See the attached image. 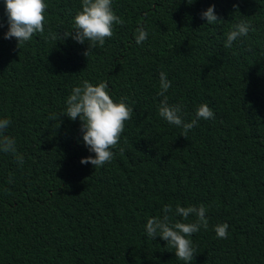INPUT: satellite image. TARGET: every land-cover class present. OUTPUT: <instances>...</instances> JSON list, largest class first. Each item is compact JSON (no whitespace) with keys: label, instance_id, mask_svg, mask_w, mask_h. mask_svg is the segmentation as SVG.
<instances>
[{"label":"trees","instance_id":"trees-1","mask_svg":"<svg viewBox=\"0 0 264 264\" xmlns=\"http://www.w3.org/2000/svg\"><path fill=\"white\" fill-rule=\"evenodd\" d=\"M45 3L44 32L17 47L4 39L0 0V119L24 158L0 153V264H185L144 232L177 204L207 209L209 227L189 237L192 264H264V0H112L124 23L86 55L87 42L55 39L81 0ZM210 5L215 24L201 17ZM240 21L248 35L225 48ZM138 27L148 33L140 44ZM161 72L186 121L200 104L215 118L186 137L161 118ZM83 80L106 82L114 102L134 109L98 168L80 163L94 156L80 120L59 118ZM220 223L227 239L215 234Z\"/></svg>","mask_w":264,"mask_h":264},{"label":"clouds","instance_id":"clouds-1","mask_svg":"<svg viewBox=\"0 0 264 264\" xmlns=\"http://www.w3.org/2000/svg\"><path fill=\"white\" fill-rule=\"evenodd\" d=\"M191 4L193 0H186ZM4 11L7 16V31L4 32V39H15L17 47L30 41L33 36L43 33L45 28V12L48 5L45 0H3ZM235 7V5H234ZM201 17L209 24H215L221 20L215 12V6L210 5L201 12ZM121 17L115 14L112 8V0H81L80 10L73 16V27L68 31L56 34V41L71 37L78 43L88 44L86 53L96 47L103 46L106 38L113 36L114 24H123ZM0 27H3L0 24ZM250 31V24L247 21L236 23L226 33L224 41L225 48H231L233 42L240 37L247 36ZM148 37V33L142 27L136 30L135 41L142 43ZM171 87V81L167 74H159V92L162 97L159 103L158 115L171 125L181 128V135L187 136L189 130L195 127L200 120L214 119L213 110L206 104H200L195 110L194 118L186 121L182 114L180 105H170L166 95ZM66 109L60 116H66L75 121L80 120L82 140L89 152V155L82 157L81 164H91L94 168L103 166L113 159V151L120 141L124 131L125 122L132 118L134 109L124 101L114 102L110 97L106 82L92 84L83 80L79 86H74L71 94L66 99ZM11 121L0 119V153L11 154L20 165L24 163L23 155L18 152L15 138L6 134ZM122 150V149H121ZM11 182V179L9 180ZM163 215L147 219L144 225V232L147 237L154 239L159 236L164 240L169 249H173L175 257L185 264H192L197 254L193 242L189 239L194 233L202 228L209 227L207 209L204 205H188L183 207L179 204L164 205ZM180 217L182 219H174ZM194 219L189 222V218ZM227 223H220L214 226L215 234L220 239L228 238Z\"/></svg>","mask_w":264,"mask_h":264}]
</instances>
